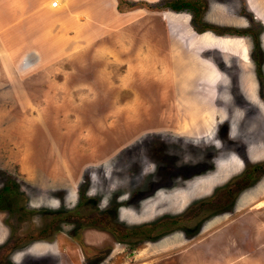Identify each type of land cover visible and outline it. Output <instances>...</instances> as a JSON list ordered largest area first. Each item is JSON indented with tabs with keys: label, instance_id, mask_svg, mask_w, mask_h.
I'll return each instance as SVG.
<instances>
[{
	"label": "rangeland",
	"instance_id": "374dc122",
	"mask_svg": "<svg viewBox=\"0 0 264 264\" xmlns=\"http://www.w3.org/2000/svg\"><path fill=\"white\" fill-rule=\"evenodd\" d=\"M197 1L195 21L161 0H118L116 27L90 22L86 33L69 34L57 14L55 48L25 55L16 36H0V190L15 181L11 199L24 217L16 250L2 243L0 211L1 263L264 264V175L234 196L232 215L204 213L207 229H226L210 250L192 248L177 229L136 255L128 246L126 227L197 208L264 162V0ZM84 180L104 209L116 191L125 232L116 241L64 220L51 230L53 215L77 205ZM141 193L135 208L126 204ZM96 249H106L103 259Z\"/></svg>",
	"mask_w": 264,
	"mask_h": 264
},
{
	"label": "flooded vegetation",
	"instance_id": "af4514ba",
	"mask_svg": "<svg viewBox=\"0 0 264 264\" xmlns=\"http://www.w3.org/2000/svg\"><path fill=\"white\" fill-rule=\"evenodd\" d=\"M239 32V30H236V33L239 34ZM253 39H255L254 35ZM259 48L260 45L256 44L254 40L252 49L253 52L259 51ZM252 57L254 59V55H252ZM200 169L201 166L196 172H199ZM261 175H264V162L255 165L252 171H249L248 175H245L244 172L237 177L230 179L224 190L222 189V191L219 193H217V191L213 192L209 198L205 199L204 201L202 200L201 204L197 208L193 207L196 201L190 202V205H187V207L181 211L178 216L175 215L176 217L173 216L169 219H165L156 214L153 219L141 221L128 228L126 227L125 230H129L127 241L130 251L133 253V255H136L139 246L142 244L157 245L163 240V238L171 234L172 231H175L176 229L182 231L180 233L183 240H186L188 243H190L192 248H197L198 246L204 245V247L210 250V248L213 247V245H211L212 235L216 232H219L220 238V235L223 234L222 231L226 229L224 227H219L215 232L212 230V227L207 229L206 226L209 222H211L210 219L212 215H210V213L205 215L204 213L210 209L212 212L217 214H225L226 216L232 215L233 212L230 209L233 208L232 202L234 196L241 191H244V189H247L252 182L250 180H253L257 176L260 177ZM9 182L11 186H9ZM9 182L7 183L8 185H4V187L0 190V211L5 213L4 228L7 232L6 240L2 243L7 245L11 242V247L15 248L20 243V240L23 239V236L15 237V239L11 237L14 230L16 231V229L19 228V224L24 221V217L21 212L22 209L19 208V203L11 199L13 194L17 192L18 187L14 183V180H10ZM86 187V181L84 180L82 186L78 190L79 199L77 205L74 208L67 210L66 213L62 215H53V219L51 220V230L56 231L57 224L64 220L69 223H75L77 226V233H79L80 230H84L86 232L94 230L102 233L105 231L109 236L112 237L114 241H116V236L121 237L122 233H125L122 230V227L117 225L116 210L119 211L120 205L116 207V191L113 193L114 195L107 201V207L104 209V206H101L100 204L102 200L101 194L95 193L92 195L86 189ZM8 195H10V197H8ZM145 195H143V193H141L139 197L132 195L130 203L127 201L126 204L135 208V206L138 204V201H140L139 199ZM195 200H197V198ZM156 205V209H158L159 204ZM156 217H160V219H156ZM198 237L201 238L197 240L199 242L197 244L196 239ZM41 239H45V237H42ZM82 244L85 248H90V245H88V243H86L84 240H82ZM111 248V246H108L106 249ZM106 249H96V251L92 253L93 257L97 258V260L103 259ZM179 253H181V251H177V254ZM1 261L3 263L6 262L5 257L0 260V264H3Z\"/></svg>",
	"mask_w": 264,
	"mask_h": 264
},
{
	"label": "crops",
	"instance_id": "0c3cea01",
	"mask_svg": "<svg viewBox=\"0 0 264 264\" xmlns=\"http://www.w3.org/2000/svg\"><path fill=\"white\" fill-rule=\"evenodd\" d=\"M50 1L0 0L1 38L9 41L16 36L18 47L25 55L28 52L33 53L36 50L47 48L42 46L46 44L49 48L51 46L55 48L57 14H61L64 18L61 27L72 34L73 30L76 33L88 32L90 22H93L92 25L99 23L102 29L104 26L116 27V20H119L118 14L121 13L117 10L118 0H65L64 5L55 8L50 5ZM3 9L8 10L3 11ZM120 17L121 19L126 18L125 15Z\"/></svg>",
	"mask_w": 264,
	"mask_h": 264
},
{
	"label": "trees",
	"instance_id": "16d2710c",
	"mask_svg": "<svg viewBox=\"0 0 264 264\" xmlns=\"http://www.w3.org/2000/svg\"><path fill=\"white\" fill-rule=\"evenodd\" d=\"M161 1L163 2L161 8H166V9H168L170 11H176V12L190 11L191 13L194 14L195 21H197L196 18H197V16H199L200 11L202 9V5L197 0H161ZM192 18H193V15H192ZM193 22H194V19H193ZM191 24H192V19H191ZM206 26H208V25H206ZM195 27L196 26H194V28ZM206 30H211L214 33L220 35V33H217L214 30L213 27H211V28L210 27H207V28H205V30H200V31L197 30V31L198 32H202V31H206ZM230 30H232V29H228V30H226V32H228ZM243 32H246V31H244V30L243 31H240L239 34H243ZM254 40H255V43L256 44H259V42L257 40V36H255V39ZM258 75L259 76H262L261 73H260V65L258 67ZM9 186H11V185L9 184Z\"/></svg>",
	"mask_w": 264,
	"mask_h": 264
},
{
	"label": "built area",
	"instance_id": "2783aa9c",
	"mask_svg": "<svg viewBox=\"0 0 264 264\" xmlns=\"http://www.w3.org/2000/svg\"><path fill=\"white\" fill-rule=\"evenodd\" d=\"M60 4H61V0H53L51 6L55 8L60 6Z\"/></svg>",
	"mask_w": 264,
	"mask_h": 264
},
{
	"label": "water",
	"instance_id": "95a60500",
	"mask_svg": "<svg viewBox=\"0 0 264 264\" xmlns=\"http://www.w3.org/2000/svg\"><path fill=\"white\" fill-rule=\"evenodd\" d=\"M168 12H173L174 13V11H170V10H168ZM178 13H180V12H178ZM208 32V31H207Z\"/></svg>",
	"mask_w": 264,
	"mask_h": 264
},
{
	"label": "bare ground",
	"instance_id": "6f19581e",
	"mask_svg": "<svg viewBox=\"0 0 264 264\" xmlns=\"http://www.w3.org/2000/svg\"><path fill=\"white\" fill-rule=\"evenodd\" d=\"M10 69H8V71H9ZM10 73V72H9ZM263 205V204H262ZM261 235V234H260Z\"/></svg>",
	"mask_w": 264,
	"mask_h": 264
}]
</instances>
